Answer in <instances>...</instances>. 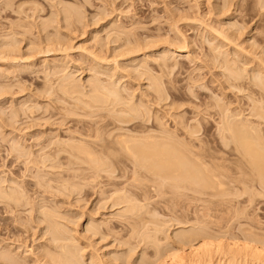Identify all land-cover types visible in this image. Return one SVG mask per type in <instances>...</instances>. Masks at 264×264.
<instances>
[{"label": "rangeland", "instance_id": "1", "mask_svg": "<svg viewBox=\"0 0 264 264\" xmlns=\"http://www.w3.org/2000/svg\"><path fill=\"white\" fill-rule=\"evenodd\" d=\"M64 7L77 15L67 20ZM225 61L246 72L250 89L233 88ZM263 62L264 9L259 0H0V181L3 187L23 189L30 203L19 211L0 205V250L7 248L27 261L30 257L27 264L32 262V251L38 252L50 238L39 215L41 207L49 204L66 217L61 221L80 239L85 257L95 252L105 264H124L126 258L138 264L144 255L151 259L155 251L141 235H130L124 228L127 221L119 216L124 205L112 207L113 199L106 200L109 183L124 182L129 173L120 178L123 173L118 168L114 177L103 173L92 184L83 179V172L63 164L67 152L55 154L56 159L44 157L58 141L95 140L87 134L99 116L89 118L73 110L59 98L65 90L58 82L71 77L87 94L95 80L119 86L129 102L145 107L149 125L163 124L185 138L186 125L205 118L210 121L207 126L216 125L213 117L201 112L213 99L247 114L252 91L261 89L254 77L264 78ZM153 78L162 87V97L155 92ZM150 201L142 202L156 208V221L162 219L165 236L172 238L167 241L175 243L174 235L188 225L177 223L161 197ZM261 201L258 214L264 228ZM8 202L13 203H0ZM118 255L124 259L115 261Z\"/></svg>", "mask_w": 264, "mask_h": 264}, {"label": "bare ground", "instance_id": "2", "mask_svg": "<svg viewBox=\"0 0 264 264\" xmlns=\"http://www.w3.org/2000/svg\"><path fill=\"white\" fill-rule=\"evenodd\" d=\"M259 4L264 9V0H259ZM64 11L67 20L77 15V11L72 14L67 7ZM225 62L224 68L233 88L250 89L245 83L246 72ZM261 75L254 77V82L256 79V88L263 90L264 78ZM71 79L64 78L56 84L65 90L59 98L70 104L73 110L83 111L89 118L95 116L96 119L99 116L87 134L88 138L95 140L93 143L85 139L58 141L55 149L52 147V151L43 155L51 159L55 154L67 152L63 164L69 169L77 168L83 172L82 178L92 181V184L102 178L103 173L114 177L118 168L123 173L120 178L126 177V173L130 174L124 182L109 183L112 188L106 200L113 199L112 207L124 205L119 212V216L127 221L124 228H128L130 235H141L143 242L155 250L151 259L143 252L144 258L138 264H218L217 261L223 259H227V263L224 261L226 264H264V228L258 214V205L264 200V94H261V89H258L260 93L252 91L247 114L242 109L240 113L230 110L216 98L213 99L214 104L213 101L212 104H204L205 108L201 112L213 117L216 132L211 134L210 127L214 125L211 123L207 126L210 121L205 118L202 123L196 120L197 124L186 125L185 138H180L178 134L164 128L163 124L158 127L149 125L147 110L143 109L145 107L129 102L130 98L127 100L124 97L123 92L118 90L119 86L116 88L109 82L112 86H107V83L104 85L105 81L101 84L99 79L91 84L93 88L87 94L84 88L83 91L79 89V83L73 81L75 79ZM152 83L155 92L162 97V87L157 79L153 78ZM68 85L71 88L67 90L70 87ZM75 93L76 97H73ZM212 108L217 110L211 111ZM108 117L110 120H107ZM16 150L24 154L22 149ZM132 180L140 184L136 186L134 182L131 183ZM2 182L0 202L7 200L13 203L0 205H7L6 208L11 211H19L30 204L23 189L18 186L6 188L1 186ZM44 182L49 184L47 180ZM39 184L43 185V182L39 181ZM100 193L105 192L101 190ZM158 196L164 203H169L165 206L174 211L179 225H188V229H182L174 235L175 243L169 242L172 238L165 236L167 233L162 226V219L161 222L159 219L156 221L158 213H153L156 208L149 209L142 202H149ZM39 213L42 217L40 220L47 224L46 233L50 238L45 245L38 247V252L32 251L30 263L105 264L95 252H91L89 258L86 255V259L80 239L61 221H65L66 217L58 210L44 204ZM86 229L90 231L89 227ZM232 229H238V232ZM92 231L98 232L95 227ZM160 234H164L166 239H161ZM123 257L118 255L114 259L117 261ZM126 260L124 264H130ZM28 261L7 248L0 250V264H27Z\"/></svg>", "mask_w": 264, "mask_h": 264}]
</instances>
